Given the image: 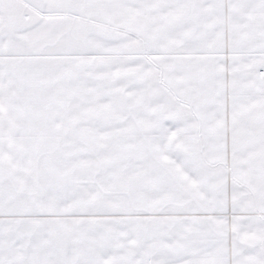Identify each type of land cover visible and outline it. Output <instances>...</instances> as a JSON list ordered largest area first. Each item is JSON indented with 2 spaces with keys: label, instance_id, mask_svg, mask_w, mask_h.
<instances>
[{
  "label": "snow or ice",
  "instance_id": "6c2138e0",
  "mask_svg": "<svg viewBox=\"0 0 264 264\" xmlns=\"http://www.w3.org/2000/svg\"><path fill=\"white\" fill-rule=\"evenodd\" d=\"M0 264H264V0H0Z\"/></svg>",
  "mask_w": 264,
  "mask_h": 264
}]
</instances>
